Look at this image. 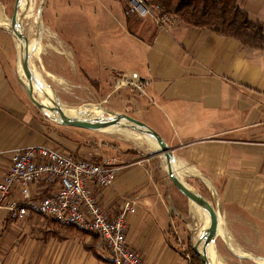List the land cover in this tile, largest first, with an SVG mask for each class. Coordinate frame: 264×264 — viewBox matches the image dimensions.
Wrapping results in <instances>:
<instances>
[{
  "label": "crops",
  "instance_id": "obj_1",
  "mask_svg": "<svg viewBox=\"0 0 264 264\" xmlns=\"http://www.w3.org/2000/svg\"><path fill=\"white\" fill-rule=\"evenodd\" d=\"M238 2L264 25V0ZM122 6L93 9L95 24L87 27L82 51L85 68L76 71L98 90L115 86L121 73L145 80L144 93L131 95L145 99L143 122L172 150L178 177L212 205L226 240L231 236L264 259V45L250 47L180 20L164 30L147 17L126 18ZM104 32L114 33L109 45ZM11 40L0 26V179L12 150L55 144L19 83ZM131 95L127 100L137 114L142 105ZM75 145L68 148L77 159L122 164L111 186H88L109 219L133 201L125 237L141 264H196L186 248L192 224L204 219L200 207L156 177L150 159L120 148L91 153ZM58 186L44 177L28 189L39 201ZM11 197H21L20 184ZM0 264H111V256L89 229L32 210L14 219L0 208Z\"/></svg>",
  "mask_w": 264,
  "mask_h": 264
},
{
  "label": "rangeland",
  "instance_id": "obj_2",
  "mask_svg": "<svg viewBox=\"0 0 264 264\" xmlns=\"http://www.w3.org/2000/svg\"><path fill=\"white\" fill-rule=\"evenodd\" d=\"M14 1L0 0V26L9 33L12 39L7 46L14 53L13 62L16 74L19 83L23 86V83L26 82L19 71L21 60L19 58L18 40L10 29V17ZM99 4L109 5L114 11L118 6L130 7V0H25L20 5L18 10L20 31L27 36L30 44L38 30L40 34L38 44L34 48L32 47L34 45L29 46V49L32 47L29 58L30 67L32 66L39 72L41 80L49 86L52 93L50 95L51 98H49L46 93L41 91L38 85L34 90V96L41 102L43 98H49L50 104H58L66 112L76 111V115L82 118L107 117L109 115L107 111H114L126 113L143 122L144 110L147 108L146 101L144 98L139 100V98L131 95L138 93V90L131 86L115 88L112 84L105 89L98 90L94 84L84 79L79 71H76L80 70L81 67L85 68L82 65L84 60L82 51L86 41V31L89 25L95 24L94 20H92L95 18L93 9H97ZM100 11V9L97 10V15ZM37 20L41 23V29H38V24L40 23ZM104 35V42L108 43V45L109 43L111 44V36L114 33L104 32ZM108 62L112 61L109 60ZM110 67L108 64L107 68L109 69ZM128 95H131L134 100L138 99V103L142 105L141 110L137 114L132 111V104L129 105L128 103ZM31 105L40 116L41 121L46 123L47 132H50L52 142L55 143L52 146L53 148L74 153L68 146L73 147L77 144L78 146L75 145L77 149L83 145L84 149L91 153L100 149L110 151L111 149L114 150V148L130 151L136 154L137 159H150L149 162L152 168L155 169L156 177L163 179L170 187H174L167 176L164 157L157 152L158 146L155 142V146L149 142L143 133L128 126H117L124 129L125 133L131 132L129 136H138L133 139L129 136L107 132L109 130H93L62 125L57 120V114L38 109L32 103ZM92 108H98L102 112L99 115L92 114L90 112ZM79 141H82V143ZM199 210L202 212V209ZM203 224L204 219L203 221L195 220L194 224H192L186 248L190 255L192 252L191 247L198 239L197 232ZM220 234L216 235L213 241L215 249L213 256L216 260L219 259L224 264H258L259 260L264 261V259L242 247L231 236L226 240L225 236Z\"/></svg>",
  "mask_w": 264,
  "mask_h": 264
},
{
  "label": "built area",
  "instance_id": "obj_3",
  "mask_svg": "<svg viewBox=\"0 0 264 264\" xmlns=\"http://www.w3.org/2000/svg\"><path fill=\"white\" fill-rule=\"evenodd\" d=\"M130 11L141 17H149L161 29L168 30L177 19L167 13H159L157 6L145 0H130ZM121 73L115 86H131L144 93L147 82L137 73ZM122 167L115 158L104 161L77 159L70 152L48 146H26L10 153V166L0 179V208L6 209L14 219L24 218L31 210L56 221L86 228L104 241L111 256V264H141L138 254L128 247L125 237L126 218L133 213V201L124 202L122 209L109 219L93 196L88 182L99 187L111 186ZM44 177L59 184L57 190L33 201L28 186ZM21 185V197L13 199L11 190Z\"/></svg>",
  "mask_w": 264,
  "mask_h": 264
},
{
  "label": "water",
  "instance_id": "obj_4",
  "mask_svg": "<svg viewBox=\"0 0 264 264\" xmlns=\"http://www.w3.org/2000/svg\"><path fill=\"white\" fill-rule=\"evenodd\" d=\"M19 8L20 0H15L13 5V11L10 17V29L12 33H14L18 38H22L24 41L23 55L21 58V69L27 79V83H23V87L26 90V93L31 103L34 104L38 109H41L43 111L47 110L49 112L57 114V120L62 125H69L93 130H100L109 126H128L135 129L136 131H139L143 134L152 137L158 146V154L164 157L166 173L173 186L177 190H179L183 195H185L190 201H192L201 209L205 210L208 215V225L204 230L202 236L199 237L196 242L192 245L191 249L199 257L202 264H210L206 254V247L211 241H214L217 235V213L212 207V205L202 195L192 190L188 185L183 182L181 178L178 177L172 165V161L174 159L172 150L168 147L163 138L153 128L126 113H119L114 111H107L109 113L107 117L101 116L93 118H82L77 115H68L64 112L62 106L58 104L48 106L35 98L34 84L32 82V73L29 60V41L27 36L20 31L21 27L20 22L18 21ZM201 242H203V249L200 250L199 245Z\"/></svg>",
  "mask_w": 264,
  "mask_h": 264
},
{
  "label": "trees",
  "instance_id": "obj_5",
  "mask_svg": "<svg viewBox=\"0 0 264 264\" xmlns=\"http://www.w3.org/2000/svg\"><path fill=\"white\" fill-rule=\"evenodd\" d=\"M145 1L157 6L159 13L172 15L177 21L235 38L250 47L264 45V25L251 18L238 0ZM124 12L126 18L136 15L129 6L124 8ZM191 258L196 264H202L193 251Z\"/></svg>",
  "mask_w": 264,
  "mask_h": 264
},
{
  "label": "bare ground",
  "instance_id": "obj_6",
  "mask_svg": "<svg viewBox=\"0 0 264 264\" xmlns=\"http://www.w3.org/2000/svg\"><path fill=\"white\" fill-rule=\"evenodd\" d=\"M24 1L25 0H20V5H22L23 3H24ZM38 21V23H40V21L39 20H37ZM38 29H41V23L40 24H38ZM28 31V30H27ZM39 30H38V32H37V34H36V36L32 39V41H31V44H30V41H29V45H28V50L30 51V49L33 47H35V45L36 44H38V40H39ZM15 38L18 40V45H19V53H20V55H19V58H20V60H21V58H22V55H23V48H24V41H23V39L22 38H18L16 35H15ZM30 45H34V46H32L30 49H29V46ZM36 51V50H35ZM19 65V64H18ZM19 71H20V75L21 76H23L22 78H23V80L27 83V79H26V77H25V75L23 74V71H22V69H21V67H19ZM31 73H32V82H33V84H34V90L38 87V85H39V87H40V89H41V91L42 92H44V93H46L47 95H48V97L49 98H51L50 97V95L52 94L51 93V90H50V88H49V86H47L42 80H41V76H40V74H39V72L36 70V69H34L32 66H31ZM49 98H47V99H45V98H43V100H42V102L44 103V104H46V105H48V106H52L53 104L51 103L50 104V102L51 101H49L48 99ZM51 100V99H50ZM66 114H68V115H76V111H73V112H66V111H64ZM90 112L92 113V114H96V115H99L100 114V112H102L101 110H99L98 108H92L91 110H90ZM55 118H57V117H55ZM103 130H105V131H107V130H109V131H107V132H109V133H112V134H120V135H124V136H129V133H131V132H127V133H125L123 130L124 129H122V128H120V127H117V126H109V127H106V128H104ZM125 130H127L126 128H125ZM132 134H134V133H132ZM144 136H145V138L149 141V142H151L154 146H155V144H154V142L155 141H153L154 139L152 138V137H150V136H148V135H146V134H143ZM129 137H131V138H133V139H136V137H138L137 135L136 136H133V135H130ZM153 139V140H152ZM156 143V142H155ZM157 145V144H156ZM179 163V162H178ZM182 166V165H181ZM173 168L176 170V172H177V164H175V163H173ZM179 168V167H178ZM182 171H183V169H182ZM192 172V171H191ZM193 173V172H192ZM180 176V175H179ZM201 209V208H200ZM202 212H203V215H204V224H203V226L201 225V227H200V229L198 230V232H197V236H198V238L199 237H201L202 236V234H203V232H204V229L207 227V225H208V215H207V213H206V211L205 210H203L202 209ZM219 225V224H218ZM217 231H218V234H220V227L217 229ZM223 233L221 232V234L220 235H222ZM223 236H225V235H223ZM199 249L201 250V249H203V242H201L200 243V245H199ZM215 249H214V245H213V241H211L208 245H207V247H206V254H207V257H208V260H209V263L210 264H224L223 262H221V261H219V259L218 260H216V258H214V254H215V251H214ZM218 256V255H217ZM258 264H264V261H262V260H259L258 261Z\"/></svg>",
  "mask_w": 264,
  "mask_h": 264
}]
</instances>
